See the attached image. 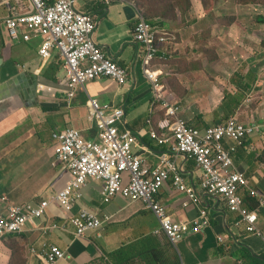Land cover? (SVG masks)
Listing matches in <instances>:
<instances>
[{
  "label": "crops",
  "instance_id": "obj_1",
  "mask_svg": "<svg viewBox=\"0 0 264 264\" xmlns=\"http://www.w3.org/2000/svg\"><path fill=\"white\" fill-rule=\"evenodd\" d=\"M191 3L185 17L156 22L174 38L165 46L170 57L156 59L152 65L164 95L178 107V117L197 129L230 117L264 125V16L242 14L252 7L233 1L231 5L229 0H215L210 11L205 0ZM230 6L226 14L212 15L215 7ZM32 10L31 0H0V198L12 204L53 200L70 180V174L55 163L53 133L75 128L86 139L93 138L89 99L123 108L124 128L137 137L134 152L151 168L161 157L170 158L168 145L150 136L152 129L164 133L161 127L170 118L162 102L153 100L143 73L141 47L132 35L137 19L134 8L119 2L77 0L76 10L95 17L96 42L127 69L128 81L125 85L106 78L90 81L77 88L72 98L68 97L65 59L57 49L50 59H41V38L24 42L9 37L7 19ZM225 145L229 148L234 143ZM172 156L186 183L200 194L201 204L184 207L186 195L171 181L157 198L175 221L194 222L200 209H206L209 222L202 228L173 244L157 232L160 223L143 203L120 196L104 203L103 183L90 180L81 189L74 214L86 209L108 218L101 230L77 238L65 221L69 214L53 203L43 219L0 242V264H45L39 257L43 243L66 252L57 264H264L263 240L247 232L238 214L229 211L220 197L203 191L202 170L193 159ZM232 159L233 169L246 177L249 189L264 196V127L237 146ZM242 194L245 205L255 209L257 198L247 189ZM257 226L264 233V206ZM120 250L124 257L118 261L114 257ZM151 250L154 256H149Z\"/></svg>",
  "mask_w": 264,
  "mask_h": 264
},
{
  "label": "built area",
  "instance_id": "obj_2",
  "mask_svg": "<svg viewBox=\"0 0 264 264\" xmlns=\"http://www.w3.org/2000/svg\"><path fill=\"white\" fill-rule=\"evenodd\" d=\"M95 1L106 5L119 2L137 6L134 0ZM31 3V12L14 14L7 19L9 37L24 42L41 38V59H49L55 49L60 52L65 59L63 67L69 98L75 96L77 88L97 79H110L117 85L127 83V69L119 66L96 42L95 17L76 10L77 0H31ZM137 9L133 40L141 47L142 69L151 84L153 100L162 102L170 118L161 127L166 130L164 133L152 129L150 136L160 145H168L170 158L161 157L157 166L151 168L145 159L134 152L137 137L124 128L123 108L89 99L88 118L95 126L93 138L86 139L75 128L53 133V139L58 140L55 163L70 174V180L53 200L12 204L6 197L0 198V242L9 236L20 235L29 224L43 219L53 203L69 214L65 221L73 228L77 238L101 230L108 218L86 209L74 214L81 189L90 180L103 183L101 198L104 203H110L118 196L143 203L160 223L157 232L164 233L173 244L179 242L192 230L206 225L209 216L208 211L201 208L194 222L175 221L168 215L166 206L158 200L160 189L171 181L176 189L186 195L184 207L201 204L200 194L194 186L186 183L173 153L193 159L202 170L203 191L220 197L229 211L238 214L247 232L257 235L264 242V233L257 226L264 196L249 189L246 177L233 169L232 159L237 146L244 145L264 125H260V122L243 123L236 117H230L221 124L201 130L178 117V107L164 95L160 75L152 69L156 59L170 57L165 46L174 40L173 34L152 24L139 7ZM226 141H232L234 145L228 148ZM244 189L257 198L255 209L245 205ZM52 226L57 227L55 223ZM219 240L223 241V238ZM65 256L66 252L55 245L43 243L40 247L39 257L45 264H57Z\"/></svg>",
  "mask_w": 264,
  "mask_h": 264
},
{
  "label": "rangeland",
  "instance_id": "obj_3",
  "mask_svg": "<svg viewBox=\"0 0 264 264\" xmlns=\"http://www.w3.org/2000/svg\"><path fill=\"white\" fill-rule=\"evenodd\" d=\"M136 1L140 4L142 9L145 10V12L147 14L146 17L149 20H151L152 22H154V21L157 22L159 19H163V18L175 19L177 21L178 17H185L186 15L189 14L188 12H190L189 7H186V0L185 1L184 0H136ZM229 1H230L231 5H233L232 1L235 2L236 4H238V0H229ZM242 1L243 2L246 1V2L250 3V4L245 3V5L252 7V10H250V11H241L242 14H245L247 16L248 15L249 16H255V17H257V16L263 17L264 16V0H250V1L249 0H242ZM205 2L207 4L206 8L209 11L213 7V5H215V0H205ZM125 4H129L131 7L134 8L135 17H137V8L139 7V5L136 3V5L138 6L137 7V6H134L130 3H125ZM241 6H243V5H241ZM173 7H175V8L179 7L180 10H178V9L173 10ZM231 7L232 6L225 7L224 9H219L218 7H215L212 11V15L216 16L217 13L218 14H226L228 12V10H230V11L232 10ZM221 10H223V12H221ZM212 15H209V16H212ZM53 140L51 143L55 147V143H54L55 140L54 141ZM56 141H58V140L56 139ZM120 255H123V251H121V250H120Z\"/></svg>",
  "mask_w": 264,
  "mask_h": 264
},
{
  "label": "trees",
  "instance_id": "obj_4",
  "mask_svg": "<svg viewBox=\"0 0 264 264\" xmlns=\"http://www.w3.org/2000/svg\"><path fill=\"white\" fill-rule=\"evenodd\" d=\"M185 1V0H184ZM250 1V0H249ZM135 2L140 6V4L135 0ZM245 3H248V2H246V1H242V0H238V4L239 5H245ZM248 4H250V3H248ZM191 6H192V3H191V0H186V7H189V9H191ZM139 9L143 12V14L145 15V16H147V14H146V12H145V10L144 9H142V7L140 6L139 7ZM180 10V8L179 7H177V8H175V7H173V10ZM188 9V10H189ZM147 18V17H146ZM148 19V18H147ZM164 19H167V18H164ZM149 20V19H148ZM160 20V19H159ZM151 21V20H150ZM152 22V21H151ZM156 24V25H158V23H156L155 21L154 22H152V24ZM159 26V25H158ZM253 209V208H252ZM9 237H11V236H9ZM146 252L147 253H150V251H145V254H146ZM149 256H154V254H153V251L151 250V253H150V255ZM122 257H124V256H122V255H120V254H118V255H116L115 257H114V259L116 258L118 261H120L121 259H122ZM161 264H164V263H161Z\"/></svg>",
  "mask_w": 264,
  "mask_h": 264
}]
</instances>
